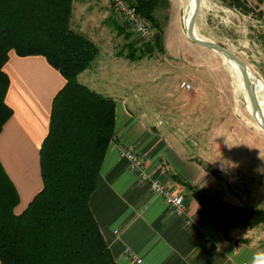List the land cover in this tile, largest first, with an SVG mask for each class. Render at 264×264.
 Listing matches in <instances>:
<instances>
[{"label":"crops","instance_id":"obj_1","mask_svg":"<svg viewBox=\"0 0 264 264\" xmlns=\"http://www.w3.org/2000/svg\"><path fill=\"white\" fill-rule=\"evenodd\" d=\"M208 2L222 9L225 16L237 13V17L260 22L228 8L221 0ZM74 3L77 5L75 17ZM110 5V0H73L70 27L85 35L99 49L89 68L78 75V83L104 97L113 98L115 102L114 139L106 149L96 188L89 198V208L115 263L135 264L128 255V252H132L146 264H264L263 228L249 229L238 224L231 229V239H228L213 224L194 196V192L205 193L235 207L264 209L262 184L258 186L257 181L250 183L254 185L251 188L260 189L258 195L255 188L246 195L237 184L239 170L236 162L235 167L233 165L236 155H231L238 144L234 132L228 133L229 141L234 142H225L230 156L226 158L221 154L226 148L223 146L225 131L234 129L236 132L241 122L230 120L226 116L225 106L214 107V112L224 114L218 116L216 121L210 120L208 97L205 101V96L200 95L206 85H202L199 88L201 91L197 89L194 94L183 88L186 92L182 97L187 100L179 105H170L177 95L175 91L171 92L173 83L165 89L168 84L166 77L170 80L173 75L170 73L177 69V66H173L176 64H172L175 58L161 61L160 67L173 66V69H165L161 76L153 75L155 90L152 95L142 92L131 101L128 92L119 95L116 90L123 92L124 87L120 82L113 88V81L121 80L126 71L119 67L120 63L118 65L121 57L113 49L119 43L114 44L112 37L125 39L120 42V47H126L131 39L124 37L129 33L125 19L122 17L124 22L121 25L102 10ZM251 42H246L244 49L252 47ZM238 44L242 45V41ZM162 46L153 41L146 44L143 50L153 53ZM103 48L105 52H102ZM244 54L250 59L248 53ZM243 60L247 64L245 58ZM189 69L190 72L185 73L189 79H201L197 75L200 69ZM3 71L9 79L4 101L11 108L12 116L0 132V164L18 195V204L13 211L20 214L42 188L39 150L48 132L52 100L65 80L44 57H19L13 50L8 53ZM257 85L259 89L262 88L259 81ZM164 89L170 90L166 96L169 104L162 97V102L161 98L157 100V93ZM211 129L216 131L211 132ZM214 137L217 138L213 140ZM122 148L131 149L142 157L150 175L170 180L177 190L185 193L184 214L171 211L165 199L155 194L147 183L130 170L128 161L120 156ZM216 150V156L212 155ZM259 157L264 161V154ZM257 159L250 161L256 165ZM206 165L218 177L211 174ZM259 169L260 177L257 178L264 181L261 165Z\"/></svg>","mask_w":264,"mask_h":264},{"label":"trees","instance_id":"obj_2","mask_svg":"<svg viewBox=\"0 0 264 264\" xmlns=\"http://www.w3.org/2000/svg\"><path fill=\"white\" fill-rule=\"evenodd\" d=\"M72 1L0 0V132L12 116L4 101L9 79L3 71L11 50L19 57H44L65 80L52 100L48 132L39 150L42 188L20 214L13 211L18 195L0 164V264H116L89 208L106 149L114 139L115 102L77 81L98 48L71 29ZM221 1L245 14L253 12L247 0ZM132 4L159 29L156 11L168 8L169 0ZM133 45H126L129 56L138 59ZM194 196L228 239L238 224L264 229V209L235 207L205 193Z\"/></svg>","mask_w":264,"mask_h":264},{"label":"rangeland","instance_id":"obj_3","mask_svg":"<svg viewBox=\"0 0 264 264\" xmlns=\"http://www.w3.org/2000/svg\"><path fill=\"white\" fill-rule=\"evenodd\" d=\"M247 2L253 10L252 13L245 14L240 10H235L251 17V19L254 18L260 20L259 23L250 20V18L243 19L242 17H237V13H235V15H233L234 13H228V15L225 16L222 9L214 6L212 3L210 4L208 0H203L201 12L196 22V32L201 38L218 43L237 54L240 58H245L254 79L261 84L262 88L259 89L257 85V89L259 100L262 101L264 108V0H247ZM186 4L187 0H169L168 8L158 9L156 11V17L160 21V28H152L151 24L148 22V25L151 28V37L146 41L137 37L133 31L134 28L132 24L125 21L129 26L130 41L134 43V49H137L133 55L138 57V59H133L129 56L131 50L128 47H120V42H123L125 39L120 38L118 40L115 37H112L114 44L119 43V45L113 49V52L119 53V57H121L118 61V65L120 63L121 65L119 67H122L121 69L126 71L122 74L121 80L118 79L117 81L114 79L113 88H116L115 86L121 82L124 87L122 90L123 92L115 90L119 95L122 94V96L128 92L129 101L133 100L134 96L141 95L142 92L147 95H152L153 90H155L153 87V75L157 74L158 76H161V74L166 71L165 69L171 71L173 66H177V69L170 73L171 75L173 74L170 80L169 77H166V80H168L166 82L168 84L165 87V89L170 88L173 83L171 92L174 93L175 91L177 95L175 101L171 102L170 105H179L182 101L187 100H184V97H182L186 92L183 89L184 87H182L183 83L191 85V90L189 92L193 94L196 93V90L202 85H206V89L200 93V95H203V97L205 96V101L208 97L211 107L210 120L216 121L218 116L224 114H217L214 112V107L220 106L222 108L225 106L226 116L233 122H241L240 125L237 126L236 132L234 129L225 131L226 136L224 141V143H233L234 141H229L228 133L229 131L235 133L234 137H236V142H238V144L234 146L235 153L231 155H236V158L233 160V165L235 167V164L237 163V170H239V172H237L239 173L237 176V184L242 187L240 190H244L246 195H248L250 191H253L252 188H255V194H259L261 192L260 189L258 190L257 187L251 188L253 184L250 183H256L257 181L258 186L262 184L261 186L264 189L263 178H257V176L260 177V165L264 171V161H261L260 158L262 157H259L261 154H264V132L260 130L251 115V107L249 105L250 103H248L247 93L236 76V69L218 52L202 48L188 38L186 26L188 5L186 6ZM224 4L230 8L226 3ZM76 6L77 5L74 3V11L77 9ZM102 10H105L110 17H113V19L116 20V23L123 24L124 19L113 10L111 5ZM76 13V11L73 13L74 17L76 16ZM113 22L115 23V21ZM249 40L252 41V47L248 46L244 49L243 45L245 46V43ZM153 41L163 44L162 48L156 49L153 53L144 51L143 47ZM240 41H242V45L238 44ZM105 51L106 50L103 48L102 52ZM244 52L249 54L250 59L247 58ZM166 58H175L176 61L174 60L175 63H173V61L172 64L176 65L160 67L161 61ZM194 63H198V65ZM191 67L195 70L200 69V74H197L196 71L195 73L198 76H201V79H197L196 77L189 79V77L185 75L186 72H190L189 68ZM138 69H140V71H138ZM196 74L195 76H197ZM144 80L146 84H144ZM162 80H164V78ZM183 80L190 81V83L186 81L182 82ZM165 89L157 93V100H160L161 97L165 101L168 100L166 96L170 90L168 91ZM200 91L201 90L199 89V92ZM152 103L153 102H151V104ZM128 104L130 106V103ZM158 104L159 102L157 105ZM167 104H169V100ZM176 131L185 132V130ZM210 131L215 132L216 130L214 131L211 129ZM238 131L239 136L237 135ZM216 138L217 137H214L213 140ZM223 146L226 147L225 151L220 153L224 154V157L227 158L230 156L227 149L228 145L225 143ZM215 154H217V150L212 155ZM256 157L258 158L256 165L259 164V166L254 165V162L250 161ZM215 159H217V157H215ZM248 164L250 165L246 166ZM249 171H251V173H248ZM253 173H255L256 178Z\"/></svg>","mask_w":264,"mask_h":264},{"label":"built area","instance_id":"obj_4","mask_svg":"<svg viewBox=\"0 0 264 264\" xmlns=\"http://www.w3.org/2000/svg\"><path fill=\"white\" fill-rule=\"evenodd\" d=\"M113 10L121 15L126 22H130L134 28V33L141 40H148L151 37V28L148 23L139 15L137 8L132 3L123 0H110ZM182 87L191 90V85L183 83ZM120 156L129 163L130 170L135 173L138 178L147 183L151 190L165 199L168 208L176 214L182 215L186 212L185 193L177 190L169 181L150 175L147 171L146 163L142 157L131 149H120ZM130 259L135 264H146L139 256L132 252H128Z\"/></svg>","mask_w":264,"mask_h":264},{"label":"water","instance_id":"obj_5","mask_svg":"<svg viewBox=\"0 0 264 264\" xmlns=\"http://www.w3.org/2000/svg\"><path fill=\"white\" fill-rule=\"evenodd\" d=\"M201 6L202 0H193V11L190 20L187 24V36L196 45L208 50L218 52L238 67L241 76V81L246 90L247 97L250 103L252 116L261 128V130L264 132V113L262 111L258 96L257 84L255 82L256 80L251 74V70L249 69L248 65L244 62L243 59H241L237 54H235L231 50L225 48L224 46L218 43L203 39L197 35L196 22L201 11Z\"/></svg>","mask_w":264,"mask_h":264},{"label":"bare ground","instance_id":"obj_6","mask_svg":"<svg viewBox=\"0 0 264 264\" xmlns=\"http://www.w3.org/2000/svg\"><path fill=\"white\" fill-rule=\"evenodd\" d=\"M186 1V0H185ZM188 5V12H187V18H186V26H187V24H188V22H189V20H190V17H191V14H192V11H193V0H187V4H186V6ZM198 35V34H197ZM199 36V35H198ZM227 61V60H226ZM229 61V60H228ZM230 62V64H231V66H233L235 69H236V71H237V74H236V76L238 77V79H239V82H240V84H241V86L243 87V84H242V81H241V76H240V72H239V69H238V67L233 63V62H231V61H229ZM235 77V76H234ZM236 78V77H235ZM237 79V80H238ZM256 82V84H257V81H255ZM238 83V82H237ZM239 86V85H238ZM239 88H240V86H239ZM261 96V95H260ZM262 98V97H261ZM247 99H248V97H247ZM249 101V100H248ZM249 103V102H248ZM260 104H261V108H262V111H263V113H264V108H263V103H262V101L260 100ZM250 105V104H249ZM250 112H251V109H250ZM251 115H252V112H251ZM257 123V122H256ZM258 125V124H257ZM258 127H259V125H258ZM260 128V127H259ZM260 130H261V128H260ZM262 131V130H261ZM263 132V131H262Z\"/></svg>","mask_w":264,"mask_h":264}]
</instances>
